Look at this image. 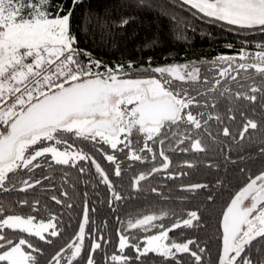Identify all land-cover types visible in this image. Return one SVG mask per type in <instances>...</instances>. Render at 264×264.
Returning <instances> with one entry per match:
<instances>
[{"label": "snow or ice", "instance_id": "obj_1", "mask_svg": "<svg viewBox=\"0 0 264 264\" xmlns=\"http://www.w3.org/2000/svg\"><path fill=\"white\" fill-rule=\"evenodd\" d=\"M177 4L194 18L264 36V0H177ZM78 6L83 0H0V264H97V252L104 253V264H145L149 254L160 257L163 264H184L185 255L192 264H208L207 246L197 238L183 233L180 240L170 236L182 228H203L198 208L179 215L161 207L126 221L117 216L122 227L117 228L118 242L109 255L104 246L111 240L98 228L86 232L94 223L90 212H97L95 206L89 208L87 192L78 230L48 256L33 238L52 245L53 238L65 231L62 215L39 198L29 200L27 194L52 180L51 175L37 177V169L49 173L56 171L54 166L76 169L78 180L93 175L90 164L109 193V209L116 212L119 202L135 198L133 193L138 197L143 182L157 174L165 173L163 178L170 180L188 174L169 171L170 152L207 157L210 150H218L226 164L255 159L262 165L255 172L239 168L244 182L220 213L215 264H264V41L254 45L245 41L233 55H219L208 62L210 75H201L204 61L152 66L149 57L139 66L133 61L107 64L79 47L81 33H95L90 13L74 26ZM130 6L142 7L143 0ZM172 20L179 25L178 17ZM95 22L103 38V30L110 26L98 18ZM129 23L121 18L119 26ZM157 43L153 37L143 47L151 49ZM225 101L226 111L221 112ZM234 150L237 159L232 158ZM96 153L112 166L111 176ZM136 162L149 167L135 172ZM178 167L197 164L184 160ZM205 167L219 172L221 165L209 161ZM129 170L134 174L125 193L123 181ZM61 183L75 188L66 170ZM224 187L225 181L218 178L211 186L181 185L180 191L205 192L207 202L215 203ZM150 192L169 199L159 187ZM18 193L25 197L8 199ZM50 200L60 208H73L66 203L67 188ZM25 207L29 214L16 211ZM86 238L91 241L87 248Z\"/></svg>", "mask_w": 264, "mask_h": 264}, {"label": "trees", "instance_id": "obj_2", "mask_svg": "<svg viewBox=\"0 0 264 264\" xmlns=\"http://www.w3.org/2000/svg\"><path fill=\"white\" fill-rule=\"evenodd\" d=\"M135 4V0H83V6H78L74 17V26L78 25L82 16H88L89 13L94 18L92 32L95 35L85 36L83 33L79 36V47L86 49L96 55L103 56L109 60H119L124 62L133 61L137 66L144 64L149 57L152 58L154 65L160 61L168 60L176 57L182 60L194 59L197 64H201L202 76L206 74L208 63L213 61L221 54H234L241 47L245 46V41L248 45H254L258 41H264V36L254 35L249 32L230 31L226 27L219 24L209 23L207 20H202L198 17L194 18L186 9H181L177 4V0H143V6H130ZM176 5V7H171ZM179 18V25L172 20V17ZM96 18L102 24L106 23L110 27L103 30V38L101 37V29L96 26ZM107 18V19H105ZM121 18L129 19L130 23L125 27L119 26ZM180 36V39L176 37ZM156 37L158 43L155 47L148 49L144 48L143 44L146 39ZM232 48L229 49L228 45ZM221 107V106H220ZM216 146L211 149H215ZM88 150V149H86ZM253 154L255 149L250 150ZM245 155L248 152L244 153ZM96 158L102 164V167L109 172L111 176V165L105 161L99 153H96ZM179 153L171 154L172 167L169 171L188 173L185 176L178 177L175 180L164 179L165 173H159L148 182H143L144 191L138 197L135 193L133 199H126L119 202L117 211L113 212L109 209L107 200L109 193L103 184H99L95 177V169L89 164L91 169V177H81L77 180L76 169H68L64 166H54V172H42L36 170V176L51 175V181H44L43 187L27 194L29 200L39 198L41 204H47L51 211L58 212L62 215V221L65 226V231L61 237L53 238L52 245H46L41 241L33 238L34 243H39L46 251V255L50 256L59 250L78 230V223L82 217V208L84 203V193L87 192L89 208L95 206L96 213L90 212V223L86 232L92 228L100 229L106 239H110L111 243L105 245V249L109 255L115 250L118 242L117 228L122 225L117 222L116 217L119 216L121 221H126L130 217L150 214L153 211H158L161 207L166 210H172L179 215H183L188 210L199 209L203 216L205 226L200 229H178L176 232L170 233V236L180 240L179 233H183L185 237L197 238L201 246H207L208 251L205 253V260L208 264H215L219 241L217 239L218 221L220 213L229 200L230 194L234 192L244 182V175L239 172L240 167H247L253 172L261 167L259 160H245L238 165L226 164L224 156L218 151L210 150L207 157L222 159L218 162L221 165L220 171L205 167L207 164L204 159L207 158L203 154L194 153V162L197 167L188 169L180 168L175 161V157ZM232 157H237L235 150ZM81 164L84 162L81 161ZM125 165L129 161H124ZM149 165H142L136 162L134 164L135 172L145 170ZM68 171L75 182V188L62 185V171ZM134 174L129 170L124 177L123 189L125 193L130 189L127 187L129 178ZM115 181V177H112ZM220 178L225 181V187L219 190L216 194L215 203L207 202L205 192L187 193L180 191V186L184 184L207 183L210 186L214 185L216 180ZM90 180V183L85 185L84 180ZM93 184H96L93 187ZM152 187H159L160 190L169 199L161 200V198L150 192ZM67 188L69 191V201L73 204L72 209L60 208L55 205L50 197L53 194L59 195V192ZM45 189H50L45 191ZM177 192V194L175 193ZM185 193V195H179ZM181 196V197H180ZM24 193L12 194L8 199H22ZM186 199H182L185 198ZM2 198V197H0ZM23 214H29V208L16 209ZM41 216H47L46 212H41ZM175 219V217H173ZM105 221L107 224L105 225ZM165 223H171L165 220ZM91 243L86 238V248ZM131 250H129L130 252ZM95 259L97 264H104V253L97 252ZM145 264H163L160 257L149 254L144 258ZM184 264H192V260L187 255L183 256Z\"/></svg>", "mask_w": 264, "mask_h": 264}, {"label": "flooded vegetation", "instance_id": "obj_3", "mask_svg": "<svg viewBox=\"0 0 264 264\" xmlns=\"http://www.w3.org/2000/svg\"><path fill=\"white\" fill-rule=\"evenodd\" d=\"M228 55H233V54H228ZM189 62H195V60L194 59H190V60H182V59H179V58H176V57H173V58H170V59H168V60H163V61H160V62H158V63H156L155 65H154V63H152V66H161V65H165V64H168V63H189ZM209 68L210 67H208V69H207V71H206V74H211L210 72H209ZM202 68H201V74H202ZM144 75H150V73H144ZM226 104H227V102L225 101L224 103H222L220 106V111L221 112H225L226 111ZM236 128H237V125H233V130H236ZM215 145H210V149L212 148V147H214ZM210 152V151H209ZM171 154H174V153H169V155L171 156ZM233 159H237V157H232ZM121 159H123V156L121 155ZM184 160H193L194 161V153H191V154H180L179 153V156H176L175 157V161L177 162V163H179V164H182L183 163V161ZM255 160V159H254ZM204 161L206 162V163H208L209 161H211V162H213V163H220V162H222L223 160L222 159H215V158H210V157H207V158H205L204 159ZM189 170L190 169H193V168H188ZM111 170H112V166H111ZM184 185H188V184H184ZM176 194H177V192H175ZM179 194V193H178ZM179 195H185V193H180ZM181 197V196H180Z\"/></svg>", "mask_w": 264, "mask_h": 264}, {"label": "built area", "instance_id": "obj_4", "mask_svg": "<svg viewBox=\"0 0 264 264\" xmlns=\"http://www.w3.org/2000/svg\"><path fill=\"white\" fill-rule=\"evenodd\" d=\"M90 52V51H89ZM92 55L96 58V59H100L102 61H104L105 63L107 64H117V63H124V64H127L128 62H124V61H119V60H109L103 56H99V55H96L95 53L91 52Z\"/></svg>", "mask_w": 264, "mask_h": 264}, {"label": "rangeland", "instance_id": "obj_5", "mask_svg": "<svg viewBox=\"0 0 264 264\" xmlns=\"http://www.w3.org/2000/svg\"><path fill=\"white\" fill-rule=\"evenodd\" d=\"M226 55H228V54H226Z\"/></svg>", "mask_w": 264, "mask_h": 264}]
</instances>
